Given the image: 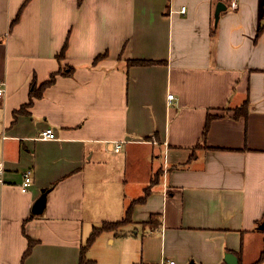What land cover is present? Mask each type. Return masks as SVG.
I'll return each instance as SVG.
<instances>
[{
  "label": "crops",
  "instance_id": "1",
  "mask_svg": "<svg viewBox=\"0 0 264 264\" xmlns=\"http://www.w3.org/2000/svg\"><path fill=\"white\" fill-rule=\"evenodd\" d=\"M69 66L27 107L33 82ZM0 82V264H79L94 228L122 220L148 188L132 223L103 232L86 260L258 261L264 0H0ZM245 101L248 117L233 119ZM209 115L220 118L204 141Z\"/></svg>",
  "mask_w": 264,
  "mask_h": 264
},
{
  "label": "trees",
  "instance_id": "2",
  "mask_svg": "<svg viewBox=\"0 0 264 264\" xmlns=\"http://www.w3.org/2000/svg\"><path fill=\"white\" fill-rule=\"evenodd\" d=\"M24 6L21 8V11L17 15L16 19L11 23L10 31L12 30L14 25L19 21L20 16H21V12H22ZM259 35H260V30L258 31L257 38L259 37ZM67 47H68V42L65 44L62 51L57 56V58L60 61L65 59ZM100 58L101 57L99 56L95 61L96 62H97V60L99 61ZM159 63L160 62L151 61V60H131V61H128V66L129 67H147V66L156 65ZM73 71H74V68L71 66H69L64 71L60 70L58 73L52 74L50 76V79L46 83L42 84L40 87H37V84L35 82H33L32 86H31V91H30V99H29V102L27 104V107L33 104L34 99L41 98L43 96L46 89L51 87L55 83L57 76H59V75L60 76H70L73 73ZM225 111L228 112V111H230V109H226ZM232 111L234 112L233 119H241V118L246 119L249 115V102L245 101L241 107L236 108ZM219 118H220V116H212V115L208 116L207 121H206V125H205V129L203 131V140L204 141L207 138L211 123L214 120L219 119ZM198 147L203 148L202 146H198ZM204 148H206V146H204ZM149 195H150V188L146 189L144 196H142V197L134 200L133 202H131V204L129 205V207L126 210L125 217L122 220L116 221V222H103L100 226L94 228V230H93L91 236L88 238L85 246L82 247L81 261L79 264H94L95 263L94 261L85 259V253H86L87 249L90 248L94 244L96 239L103 232L112 231V232L118 233V230L122 229L127 224L132 223V215H133L135 207L137 205L145 203L147 201ZM34 245H35V242L30 239L27 251L24 253L23 258H22L23 261H25V259L31 254V251H32ZM263 260H264V248H263V251L261 252V255H260L258 261L255 264H259Z\"/></svg>",
  "mask_w": 264,
  "mask_h": 264
},
{
  "label": "built area",
  "instance_id": "3",
  "mask_svg": "<svg viewBox=\"0 0 264 264\" xmlns=\"http://www.w3.org/2000/svg\"><path fill=\"white\" fill-rule=\"evenodd\" d=\"M234 7H236L235 4H233ZM186 12V8H182L181 9V13H185ZM4 93V83L0 82V97L3 96ZM170 99L173 98L172 95L169 96ZM39 138L42 140H52L53 137V131L52 130H46L45 132H42L39 135ZM121 149V144H116L115 145V152L118 153ZM2 175H3V163L0 162V181H2ZM33 185V177H32V172L30 170H28L27 172H25L24 176H23V182H22V186H21V191L22 193H27L29 188ZM160 264H175V262H166L165 260L162 261Z\"/></svg>",
  "mask_w": 264,
  "mask_h": 264
},
{
  "label": "water",
  "instance_id": "4",
  "mask_svg": "<svg viewBox=\"0 0 264 264\" xmlns=\"http://www.w3.org/2000/svg\"><path fill=\"white\" fill-rule=\"evenodd\" d=\"M225 9V6L223 3H219L217 5V9H216V14H215V21L216 23L218 22L219 19V15L220 13ZM46 200H47V194L44 193L34 204L33 208H32V212L35 215H41L45 208H46ZM260 230L264 231V221L263 223L260 225L259 227ZM226 262L227 264H239V261L237 259L236 256H234L233 254H227L226 255ZM194 264V263H191Z\"/></svg>",
  "mask_w": 264,
  "mask_h": 264
},
{
  "label": "rangeland",
  "instance_id": "5",
  "mask_svg": "<svg viewBox=\"0 0 264 264\" xmlns=\"http://www.w3.org/2000/svg\"><path fill=\"white\" fill-rule=\"evenodd\" d=\"M100 264V263H99Z\"/></svg>",
  "mask_w": 264,
  "mask_h": 264
}]
</instances>
